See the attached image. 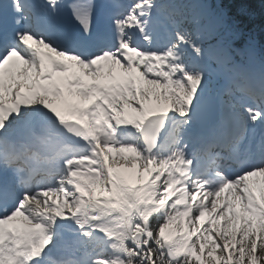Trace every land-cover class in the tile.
Instances as JSON below:
<instances>
[{
    "label": "snow or ice",
    "instance_id": "snow-or-ice-1",
    "mask_svg": "<svg viewBox=\"0 0 264 264\" xmlns=\"http://www.w3.org/2000/svg\"><path fill=\"white\" fill-rule=\"evenodd\" d=\"M256 3L0 0V264H264Z\"/></svg>",
    "mask_w": 264,
    "mask_h": 264
},
{
    "label": "rangeland",
    "instance_id": "rangeland-1",
    "mask_svg": "<svg viewBox=\"0 0 264 264\" xmlns=\"http://www.w3.org/2000/svg\"><path fill=\"white\" fill-rule=\"evenodd\" d=\"M112 155L114 157H116V159H117V165H118L117 170L123 171V172H129L130 171L129 169L123 167V160L120 158L119 154H117L116 152H114V153L112 152ZM124 155H127V154L125 153Z\"/></svg>",
    "mask_w": 264,
    "mask_h": 264
},
{
    "label": "trees",
    "instance_id": "trees-1",
    "mask_svg": "<svg viewBox=\"0 0 264 264\" xmlns=\"http://www.w3.org/2000/svg\"><path fill=\"white\" fill-rule=\"evenodd\" d=\"M262 11H264V9L261 8V6L257 0L256 7H255L256 15L259 17Z\"/></svg>",
    "mask_w": 264,
    "mask_h": 264
}]
</instances>
